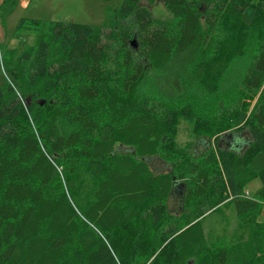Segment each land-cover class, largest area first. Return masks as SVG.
<instances>
[{
    "label": "trees",
    "instance_id": "1",
    "mask_svg": "<svg viewBox=\"0 0 264 264\" xmlns=\"http://www.w3.org/2000/svg\"><path fill=\"white\" fill-rule=\"evenodd\" d=\"M143 1L121 0L100 25L19 19L38 39L0 59V264H264V168L249 167L264 151V0H145L170 20ZM2 2L10 13L19 0ZM147 77L160 104L139 91ZM209 98L237 123L243 113L248 136L193 160L169 137L174 104L194 113ZM211 113L196 116L208 126ZM233 126L211 135L237 145ZM178 187L191 209L173 217ZM226 199L245 236L211 246L200 217Z\"/></svg>",
    "mask_w": 264,
    "mask_h": 264
},
{
    "label": "rangeland",
    "instance_id": "2",
    "mask_svg": "<svg viewBox=\"0 0 264 264\" xmlns=\"http://www.w3.org/2000/svg\"><path fill=\"white\" fill-rule=\"evenodd\" d=\"M0 0V59L4 63L7 60H14L18 53L28 45H33L38 39V34L32 31H17L15 29L19 19L21 17L34 18L41 20H55V21H65V22H76L91 25H100L105 22H116V10L121 2V0H19L18 4L15 5L12 12L4 13L2 9V2ZM142 4L149 7L152 15L157 19H171V15L167 12L164 6L159 2H155L152 5L147 4L144 0ZM5 2V8H6ZM253 15V9L250 7L246 10L244 18L246 21L251 20ZM46 24L42 25L43 30H45ZM0 60V61H1ZM5 67V66H4ZM7 82V75L4 72L3 64L0 62V87ZM139 91L144 97L148 99H153L154 102L159 103L160 96H158V91L154 84L145 78L139 85ZM224 99L228 102L234 101V95H225ZM256 99H253L249 104L242 105L241 109L244 110L246 115L251 113L255 105ZM160 104V103H159ZM202 107H195L194 113L190 112L189 108L185 105L174 104L178 106L179 110L176 112V119L173 120V128H171V134L169 137L173 138V142L181 146L189 155H192V159H198L201 155L210 152L213 149H221L226 146L230 140V136L225 139L222 137V141H218L215 136H212L217 131L223 133L225 127L229 126L231 128L235 123L234 117H227L225 114L232 110V106L226 101L220 105L219 102L210 99L208 101H203ZM206 107V108H205ZM212 108L213 114L212 118L214 121H210L209 127H212V131H207L208 126H204L200 123V119L196 114L206 113ZM219 113L224 116L221 117ZM183 114V115H180ZM221 117V118H220ZM242 120L237 125L233 126V130H236L238 135L247 139V129L245 128L247 124V118H244L243 113L240 114ZM230 120L228 121V119ZM210 120V119H209ZM223 120L226 122H220ZM214 122V123H213ZM241 129H239V125ZM212 134V135H211ZM202 137V138H200ZM206 137L210 144L205 147V142L208 140L203 139ZM205 140V141H204ZM208 143V142H207ZM166 150V148L164 149ZM151 169L154 172L157 171H171V166L166 165L157 158H152L150 160ZM249 167L255 171H259L264 168V151L259 152L249 163ZM260 179L258 177L250 181L246 187L253 191L260 186ZM252 187L254 189H252ZM181 193L179 191H174L168 197L166 202L165 211L167 214L173 217H179L182 214H188L191 208L183 206L181 202ZM217 196L212 198L215 201ZM229 199L224 200V202L218 204V207L211 208L207 210L204 215L200 218L204 225V230L206 238L209 244H218L221 240H227L228 243H233L237 239L245 236L244 223L236 217L233 207L229 203ZM262 213V212H261ZM261 215V214H260ZM260 217V216H259ZM264 222V211L260 217V220Z\"/></svg>",
    "mask_w": 264,
    "mask_h": 264
},
{
    "label": "water",
    "instance_id": "3",
    "mask_svg": "<svg viewBox=\"0 0 264 264\" xmlns=\"http://www.w3.org/2000/svg\"><path fill=\"white\" fill-rule=\"evenodd\" d=\"M130 42H131V45H132L133 47L136 46L135 39H132ZM27 100H28V99H27ZM228 136H231V135H228ZM228 136H227V137H228ZM233 141H234V139H233V140L231 139V141H230V143H229V146H231L232 148L237 149V148L242 147V146L245 144L246 139L241 137V139L239 140L240 142H239L237 145H236V144L234 145ZM175 186H176V185H175ZM177 189H178V191H179V193H180L181 190L179 189V187H178Z\"/></svg>",
    "mask_w": 264,
    "mask_h": 264
},
{
    "label": "crops",
    "instance_id": "4",
    "mask_svg": "<svg viewBox=\"0 0 264 264\" xmlns=\"http://www.w3.org/2000/svg\"><path fill=\"white\" fill-rule=\"evenodd\" d=\"M247 189H248V188H247ZM252 189H254V188L252 187ZM248 190H249V189H248ZM263 211H264V204H263V207H262V210H261L262 213H260L261 215L263 214ZM261 215H259V216L261 217ZM260 217H258L259 220H260Z\"/></svg>",
    "mask_w": 264,
    "mask_h": 264
}]
</instances>
